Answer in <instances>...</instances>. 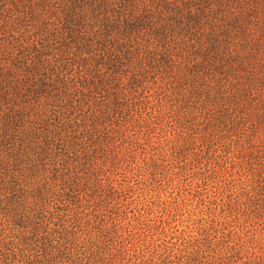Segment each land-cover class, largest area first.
I'll use <instances>...</instances> for the list:
<instances>
[{"label": "trees", "instance_id": "1", "mask_svg": "<svg viewBox=\"0 0 264 264\" xmlns=\"http://www.w3.org/2000/svg\"><path fill=\"white\" fill-rule=\"evenodd\" d=\"M0 264H264V0H0Z\"/></svg>", "mask_w": 264, "mask_h": 264}, {"label": "rangeland", "instance_id": "2", "mask_svg": "<svg viewBox=\"0 0 264 264\" xmlns=\"http://www.w3.org/2000/svg\"><path fill=\"white\" fill-rule=\"evenodd\" d=\"M153 188L155 191L149 201L153 210L151 218L157 219L164 210L162 217L167 228L182 229L191 218H198L204 209L201 197L195 196L194 187L171 173L164 181L156 182Z\"/></svg>", "mask_w": 264, "mask_h": 264}]
</instances>
